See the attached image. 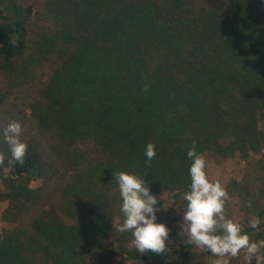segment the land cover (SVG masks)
<instances>
[{"label":"trees","instance_id":"16d2710c","mask_svg":"<svg viewBox=\"0 0 264 264\" xmlns=\"http://www.w3.org/2000/svg\"><path fill=\"white\" fill-rule=\"evenodd\" d=\"M0 69L28 98L21 110L0 91V202L12 225L0 264H189L198 248L180 225L193 146L258 156L250 209L226 214L264 239V0H0ZM11 121L23 165L2 143ZM119 171L171 194L156 205L169 253H138L115 231ZM254 217L259 230L247 227Z\"/></svg>","mask_w":264,"mask_h":264},{"label":"clouds","instance_id":"9594fccd","mask_svg":"<svg viewBox=\"0 0 264 264\" xmlns=\"http://www.w3.org/2000/svg\"><path fill=\"white\" fill-rule=\"evenodd\" d=\"M21 131V124L11 121L2 132L10 152V165L13 162L23 165L25 161L27 144L20 140ZM155 155V145L147 144V167H150ZM187 157L191 160L188 168L190 183L182 196L186 205L180 228L188 233L189 243L203 252H210L215 257L212 264H230V259L240 257L241 252L243 264H264V239L253 240L243 223L226 214V202L230 199L226 186L219 180L208 179L205 171L207 161L197 153L195 146L187 151ZM4 160L5 155L0 152V164ZM115 179L121 198L120 211L124 217L122 223L114 225L115 231L130 232L138 253H169L170 229L164 223L156 222V213L160 208L156 206L158 198L150 193V182L125 171L115 173ZM246 206L251 207V202H247ZM260 224V219L254 217L248 221L247 227L259 230Z\"/></svg>","mask_w":264,"mask_h":264},{"label":"rangeland","instance_id":"374dc122","mask_svg":"<svg viewBox=\"0 0 264 264\" xmlns=\"http://www.w3.org/2000/svg\"><path fill=\"white\" fill-rule=\"evenodd\" d=\"M18 79L16 75L11 72L0 69V91L11 89L12 93L8 96V103L18 106L21 110L27 107L28 98L24 96L26 86H18ZM18 86V87H17ZM8 105V104H7ZM26 114L28 115V110ZM259 127L264 132V119L259 123ZM3 144H6L3 139ZM203 155L207 161L205 169L208 179L210 181L219 180L224 184L229 193L230 199L226 202L228 210H247L250 207L246 206L245 192L248 188L257 186L258 168L259 164L256 162L258 156H251L247 161H244L237 153L224 152L221 156H213L211 152H204ZM160 199H168L171 194L163 192L158 196ZM8 203L0 202V235L9 230L12 225L2 218L4 211L7 209ZM95 258V257H93ZM215 257L211 256L210 252H203L199 249L192 251L189 255V264H212ZM242 260V256L230 259V264H237ZM96 264L97 261L93 260ZM99 264V263H97ZM129 264H148V263H129Z\"/></svg>","mask_w":264,"mask_h":264}]
</instances>
